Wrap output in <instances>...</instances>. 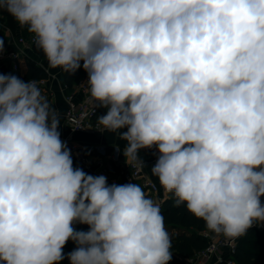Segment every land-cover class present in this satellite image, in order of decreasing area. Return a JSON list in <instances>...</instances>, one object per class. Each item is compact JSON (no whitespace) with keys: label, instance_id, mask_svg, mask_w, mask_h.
I'll list each match as a JSON object with an SVG mask.
<instances>
[{"label":"clouds","instance_id":"clouds-1","mask_svg":"<svg viewBox=\"0 0 264 264\" xmlns=\"http://www.w3.org/2000/svg\"><path fill=\"white\" fill-rule=\"evenodd\" d=\"M50 68L88 73L97 122L226 241L264 222V0H0ZM3 40H0V51ZM35 81L0 75V262L169 264L158 205L73 167ZM127 128V131H121ZM75 222L89 226L77 231Z\"/></svg>","mask_w":264,"mask_h":264},{"label":"built area","instance_id":"built-area-1","mask_svg":"<svg viewBox=\"0 0 264 264\" xmlns=\"http://www.w3.org/2000/svg\"><path fill=\"white\" fill-rule=\"evenodd\" d=\"M7 36L9 39L7 42L3 43V50L0 51V66L6 65L14 70H20L22 60L25 56V48L33 44L36 40L35 36L31 34L29 37L24 36L22 33H13L8 27L5 28ZM88 73L82 75L73 85H68L66 82V101L68 103L65 112V121L69 125L72 132H96L101 133L105 129L102 125L97 122L98 117L102 116L106 108L93 106L90 100L89 88L87 85ZM30 81H35L36 84L39 82L43 83L44 80L41 79H31ZM77 95L80 98L77 99ZM62 142L67 146V148L76 153L82 162L86 164L87 168H92V163L88 162V157L85 153L87 147L81 145L71 136H66L62 139ZM156 147V146H155ZM92 153L98 152L104 156H110L115 162L111 171H103L99 175H103L107 179V184L112 185H124L129 183H134L139 185L145 192L158 193L159 190L164 188L161 186L159 179L156 181L146 173V162L141 158H135L129 162L122 163L121 158L117 154H113V150H109L105 144H94L89 147ZM117 148V147H116ZM157 149V147H156ZM158 150V149H157ZM159 156L155 158V162ZM115 173L111 175V173ZM111 175V176H110ZM166 194H161L158 196L157 205H161ZM261 204L264 205V196L260 198ZM73 226V225H72ZM253 226H257L259 229H264V222L254 223ZM201 234L208 239V244L205 248L198 251L193 257L186 259L185 264H214L221 259H227L228 264H235L233 255L236 251V245L238 239L234 242L226 241L223 236H216L207 230H202ZM227 249L228 255L223 258V252ZM215 260V261H214Z\"/></svg>","mask_w":264,"mask_h":264},{"label":"trees","instance_id":"trees-1","mask_svg":"<svg viewBox=\"0 0 264 264\" xmlns=\"http://www.w3.org/2000/svg\"><path fill=\"white\" fill-rule=\"evenodd\" d=\"M8 27L13 33H22L29 37L32 33L28 32L27 27H21L16 20L7 13L0 10V40L7 42L9 37L5 31ZM37 54L44 55L42 50L37 46L36 40L32 44ZM25 60V59H24ZM81 67L74 73L63 71V80L68 85H73L82 75L87 72ZM5 75H14L25 82L30 79H41L48 76L45 68L37 64L35 60L26 58L25 70H14L7 67ZM104 112L102 114L105 115ZM164 219V226L171 239L172 259L169 264H185L186 259L193 257L198 251L202 250L208 244V239L200 231H209L203 220L196 218L187 211L185 204L177 206L176 198L169 193L164 198L161 205L158 206ZM77 231H88L89 226L75 222L72 226ZM212 233V232H211ZM77 247L71 239L68 240L62 249L64 259L59 264H70L68 254ZM235 264H264V229L252 226L246 234L238 239L236 251L233 255ZM2 264V262H0ZM214 264H228L227 259H221Z\"/></svg>","mask_w":264,"mask_h":264},{"label":"crops","instance_id":"crops-1","mask_svg":"<svg viewBox=\"0 0 264 264\" xmlns=\"http://www.w3.org/2000/svg\"><path fill=\"white\" fill-rule=\"evenodd\" d=\"M25 60H22L21 64V71L23 72L25 70V61L26 58H31L36 61L37 64L41 65L43 68L46 69L48 76L45 78H42L44 80L43 83L39 82L37 85L41 90L42 95L45 96L49 104L52 106V108L55 109L56 115L59 119L60 126L58 128V131L60 133V139H62L66 136H71L74 140H76L81 145L87 147L85 150V153L88 157V162L92 163V168H87L86 164L81 161L79 156L71 152V157L73 160V167L74 168H80L82 169L86 174L92 175V176H100L99 174L103 171L107 172L111 171L114 166L115 162L110 156H104L98 152L92 153L89 147H92L94 144H105L109 150H113V154H117L121 158V162H129L133 158L126 156L124 153L125 148L127 147V141L121 139L120 132H111L108 130H104L101 133L96 132H72L69 125L65 121V112L68 106V103L66 101L65 95H66V89H65V82L63 80V70L60 68H50L47 62V59L44 55L37 54L32 44L30 46H27L25 48ZM7 69L6 65L0 66V75H5V71ZM31 80V79H30ZM77 99L80 98V95H77ZM107 112V109H105V113ZM121 131H127V128L122 129ZM117 147V148H116ZM158 150L155 146H153L151 149H141L137 158H141L145 160L146 162V173L150 176V178L155 179L158 181V177L153 175L152 173V166L155 163V158L158 155ZM111 175L115 176V173L110 172ZM110 175V176H111ZM143 190V188H142ZM159 190L158 193H149L148 196H145L148 199H151L154 204L157 205L158 196L163 194L168 195L169 193L164 190ZM201 233V231H200ZM223 258H226L228 255L227 249L223 252ZM215 261V260H214Z\"/></svg>","mask_w":264,"mask_h":264},{"label":"rangeland","instance_id":"rangeland-1","mask_svg":"<svg viewBox=\"0 0 264 264\" xmlns=\"http://www.w3.org/2000/svg\"><path fill=\"white\" fill-rule=\"evenodd\" d=\"M143 192H144L145 196H148V194L144 190H143Z\"/></svg>","mask_w":264,"mask_h":264}]
</instances>
